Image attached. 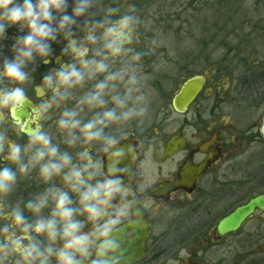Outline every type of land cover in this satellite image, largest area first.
Masks as SVG:
<instances>
[{
  "label": "clouds",
  "instance_id": "9594fccd",
  "mask_svg": "<svg viewBox=\"0 0 264 264\" xmlns=\"http://www.w3.org/2000/svg\"><path fill=\"white\" fill-rule=\"evenodd\" d=\"M146 27L119 0H0V264H135L128 141L151 119L144 61L165 43H141ZM22 179L38 190L13 198Z\"/></svg>",
  "mask_w": 264,
  "mask_h": 264
},
{
  "label": "flooded vegetation",
  "instance_id": "af4514ba",
  "mask_svg": "<svg viewBox=\"0 0 264 264\" xmlns=\"http://www.w3.org/2000/svg\"><path fill=\"white\" fill-rule=\"evenodd\" d=\"M137 10L141 17L146 14ZM162 17L143 19L147 27L141 43L154 32L162 34L165 43L144 61L154 96L151 119L128 141L140 146L130 191L143 209L142 228L128 232L135 264H264V211L257 209L235 233L220 236L217 231L236 208L264 196V178H219L245 146L264 145L259 130L264 125V66L246 60L243 51L250 42H241L233 51V70L208 69L201 61L202 68L191 72L188 60L177 74L174 36L166 34L172 21ZM53 47L58 54L60 46ZM51 66L41 64L36 82ZM193 77L205 83L186 111L177 112L175 97ZM28 91L34 96L32 86ZM257 113H263L258 123ZM245 117L249 125L244 127L240 120ZM12 134L13 139H26L14 129ZM36 190L34 179H22L13 198ZM240 251L246 253L241 256ZM224 253L231 259H216Z\"/></svg>",
  "mask_w": 264,
  "mask_h": 264
},
{
  "label": "rangeland",
  "instance_id": "374dc122",
  "mask_svg": "<svg viewBox=\"0 0 264 264\" xmlns=\"http://www.w3.org/2000/svg\"><path fill=\"white\" fill-rule=\"evenodd\" d=\"M119 3L142 9L146 13L142 19L160 20L165 15L172 21L169 25L173 29L166 34L174 36L177 74L188 60L192 63L191 72L202 68L201 61L208 69L222 66L231 71L237 66L233 51L241 42H250V47L243 51L246 60L258 64L260 69L264 66V0H119ZM9 31L10 36L16 34L14 29ZM10 43L5 42L9 47ZM5 52L8 53V47ZM262 114L257 113L255 120L261 119ZM240 124L249 125L248 118H242ZM242 150L219 178H264V145L245 146ZM240 253L242 256L246 252ZM218 258L231 259L226 253Z\"/></svg>",
  "mask_w": 264,
  "mask_h": 264
},
{
  "label": "water",
  "instance_id": "95a60500",
  "mask_svg": "<svg viewBox=\"0 0 264 264\" xmlns=\"http://www.w3.org/2000/svg\"><path fill=\"white\" fill-rule=\"evenodd\" d=\"M205 80L202 77H193L184 83L175 97V109L177 112L186 111L189 103L201 91ZM264 211V196H259L248 203L236 208L230 215L222 219L218 225V233L220 236H226L235 233L241 228L243 223L253 215L257 210ZM144 244V239L140 245ZM139 254H143V247H139Z\"/></svg>",
  "mask_w": 264,
  "mask_h": 264
}]
</instances>
